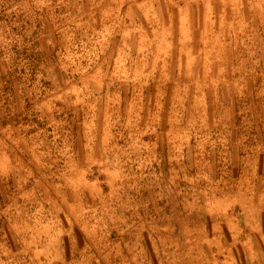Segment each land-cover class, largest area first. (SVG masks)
Here are the masks:
<instances>
[{
	"label": "rangeland",
	"instance_id": "rangeland-1",
	"mask_svg": "<svg viewBox=\"0 0 264 264\" xmlns=\"http://www.w3.org/2000/svg\"><path fill=\"white\" fill-rule=\"evenodd\" d=\"M0 264H264V0H0Z\"/></svg>",
	"mask_w": 264,
	"mask_h": 264
}]
</instances>
